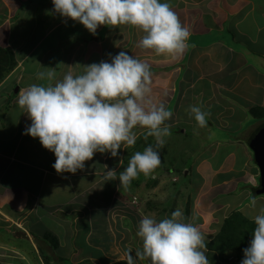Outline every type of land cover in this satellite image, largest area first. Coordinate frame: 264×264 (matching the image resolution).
<instances>
[{
    "label": "crops",
    "instance_id": "1",
    "mask_svg": "<svg viewBox=\"0 0 264 264\" xmlns=\"http://www.w3.org/2000/svg\"><path fill=\"white\" fill-rule=\"evenodd\" d=\"M217 1L216 6L209 9L207 0H167L190 33L184 52L176 57L158 56L153 50L140 48L144 33L138 27L101 25L93 35L83 24L52 14V0L18 1L11 30L3 29L0 40H7L8 48L26 42L34 48L32 56L26 58L29 63L24 72H20L19 79L8 83V73L0 81V235L8 232L4 239L0 236V252L3 248L18 249L23 258L31 253L33 262L45 264L43 252L56 261L60 257L58 254H63L56 252H65L69 247L70 258L76 262L88 259L95 264H127V253L135 250L129 247L128 251H123L112 239L115 232L120 234L110 223L115 211L114 205L110 207V199L119 193L118 187L115 193L113 185L120 182L104 178L108 170L107 153H96L92 160L85 162V168L75 174H61L52 167L56 160L54 153L44 148L39 138L23 134L31 121L18 106V98L30 85L47 83L37 79V74L47 71V67L55 68L56 79L60 80L68 72L82 74L84 67L91 63L110 62L109 53L115 55L125 51L151 65L150 99L156 104L163 103L183 124L198 125L194 116L187 117L189 111H178L183 99L187 98L186 89L197 84L202 88L209 85L210 91L216 93L201 95L203 97L194 94L195 98L189 99L188 109L196 99H201L198 101L203 104L211 103L205 107L220 111L231 98L234 113L229 118L236 116L239 120L237 131L245 129V122L258 120L251 108L264 109V75L247 63L245 54L264 56V0ZM5 2L8 1L0 2L3 11L8 10ZM219 4L223 7L218 8ZM25 56L19 55L17 65L26 61ZM15 58L17 61L16 55ZM29 76H35L34 83L28 81ZM14 87L16 95L12 96ZM251 117L253 119L249 121ZM193 133L192 141L196 136V132ZM176 134L173 133V138ZM229 134L224 140L232 142V132ZM193 155L198 157L196 153ZM104 212L105 217H102ZM193 213L196 220H202L204 214L200 213V208ZM159 215L157 220L171 214L160 212ZM67 216L72 217L73 223H69ZM45 228L55 230L52 236L56 246L47 245L49 242L45 240L36 243V235ZM99 231H103L104 236L107 232L111 237V242L106 240L107 248L104 240L97 239ZM78 237H82L80 246L77 245ZM77 246L85 251L78 252ZM143 262L148 264L147 260Z\"/></svg>",
    "mask_w": 264,
    "mask_h": 264
},
{
    "label": "clouds",
    "instance_id": "2",
    "mask_svg": "<svg viewBox=\"0 0 264 264\" xmlns=\"http://www.w3.org/2000/svg\"><path fill=\"white\" fill-rule=\"evenodd\" d=\"M52 14L65 20L83 24L93 35L101 26L130 25L144 33L139 47L153 50L156 55L176 57L186 48L190 37L188 29L170 2L162 0H52ZM109 61L91 63L82 74L66 73L56 79L55 68L37 74L46 84L34 83L24 90L18 106L30 119L25 135L39 138L42 146L53 152L56 160L52 167L57 173L75 174L85 168V162L94 155L109 153L119 156L124 145L134 146V129L146 128L154 145L135 152L128 166L117 173L105 171L106 181L119 180L127 187L140 174L151 177L162 163L160 149L165 137L171 135L166 121L173 113L163 103L151 99V65L125 51L112 55ZM55 81V83H53ZM199 127H206L209 113L200 106L189 107ZM254 135V134H253ZM260 195V194H258ZM249 219L255 224L252 239L243 249L241 264H264V206L257 210L253 198ZM177 209L169 217L157 220L145 215L137 226L136 236L142 246L126 255L127 264H210L206 255L205 234L195 223Z\"/></svg>",
    "mask_w": 264,
    "mask_h": 264
},
{
    "label": "rangeland",
    "instance_id": "3",
    "mask_svg": "<svg viewBox=\"0 0 264 264\" xmlns=\"http://www.w3.org/2000/svg\"><path fill=\"white\" fill-rule=\"evenodd\" d=\"M7 1L8 2L4 3L5 8H8L7 11H3L1 8L2 4H0V35L5 28L6 30H11L12 23L14 22L13 17L16 15V9L19 6V0ZM217 2V0H207L209 9L215 7ZM226 3L230 4L231 2L228 1ZM222 7V4L218 5V8ZM6 41L7 40H0V74H2L4 78L9 73L10 76L8 77L10 81L8 83H11L13 80L19 79L20 72H24V69L29 63V59L26 58L32 56L31 54L34 46L26 42L24 45L17 44L16 46L8 48L7 45H5ZM20 54L22 56L26 55L24 58L26 61H21L17 65ZM245 57L248 64L254 66L259 73L264 75L263 55L247 54L246 52ZM27 78L28 81L30 80L31 84L34 83L33 80L36 79L35 76H29ZM202 87H199L198 84L191 88L188 87L186 89L187 93L185 92L187 98L183 99V102H181L178 107V111L184 110L185 113L188 112L189 109L187 107L190 103L189 99L191 97L195 98L194 94L196 93H198V97H203L201 95L205 94L213 96V94L216 93L210 91L209 85H206L204 88ZM14 90L15 87L12 96L16 95ZM229 99L228 104L225 102V109L221 108L220 111H217L214 107L210 108V106H204L206 104H211L210 102L203 104V101H198L201 99L195 100V106H200L202 110L209 113L208 124L203 128L198 125L183 124L176 117L177 115H172L171 119L166 121V125L170 127L171 135L165 137L166 145L160 149L162 163L155 173L151 177H145L143 174H140V176L134 179L127 187L120 185V183L113 185L115 193L117 187L119 193L115 198L110 199V202H112L110 207L114 205L115 211L114 213L111 212L113 214V221H109H112L110 223L113 229L120 234L118 235L115 232L112 238L116 246H121L123 251H128L129 247L131 249H137L142 246V241L136 236V231L140 220L145 215L157 219V215L160 216V212L171 214L173 211L180 209L184 213V216L191 220L190 216L193 211L196 208H200V213L204 214L205 217L203 216L201 221L195 220V223H199L196 225L200 228L202 233L205 234L206 238H208L206 240V255L210 264H241L244 258L243 249L230 250L226 249V247L212 249L210 244L214 246L223 245L225 240L223 236L227 234V231L223 232L224 227H226V220L234 216L235 213L249 220L246 226L247 229L253 230L255 227L253 221L249 219V217L254 214V210L249 205L251 200L255 198L257 201V210L260 206H264V195H254L252 192V188L258 187L259 171L255 165L253 153L249 146V134H254L260 128L264 118L261 119V121L257 120L253 123L249 122L246 124L247 122H245V129L243 131H237L240 122L237 120L236 116H234V119H232V117L229 118L234 113L232 112L233 106L230 105L232 99ZM240 108H244V106H240ZM211 116L215 118L213 119ZM187 117L191 116L187 115ZM252 119L251 117L249 121ZM181 129L182 131H180ZM225 130L229 133L232 132V142L231 140H224L230 135ZM147 131L146 128L137 126L134 129L137 136V141L134 146L124 145L123 148L119 150V156L117 157H111L109 153L106 154L107 156L104 155L107 168L115 169L117 173H119L128 166V162L135 152L143 151L150 144L154 145L155 139L151 136L146 137ZM193 132H196V136L194 135L195 140L193 139L194 141L191 140V136L194 134ZM173 133H178L176 134L177 139L173 138ZM248 140L249 142L246 143ZM194 153L198 154V157L193 155ZM189 157H192V161L190 164H187L190 162L188 161L186 163ZM185 171L187 173H185ZM80 183L81 182H79V184ZM133 201L135 203H133ZM105 213L106 212L103 213L102 217H105ZM67 219L69 223H73L72 217L67 216ZM125 220H127L126 223ZM63 222H65L64 219ZM97 225H99V223H97ZM73 226V229L76 231L75 224H73ZM54 231L55 230L51 229L47 230V228L41 233L35 231L39 234L36 235V243H38V240H40V242L45 240L47 243L49 242L47 245L56 246L57 242L52 236ZM42 233H46L45 237L42 236ZM98 233L97 239L104 240V247L107 248L106 240L109 239L108 241L111 242V237H108L107 232L106 236H104L103 231H99ZM6 234H8V232H3L0 236L4 239ZM16 234L18 235V233ZM78 239L79 242L77 245L80 246L82 237H78L77 240ZM97 239L96 237L93 238L94 241ZM11 241H13L12 238ZM79 246H77V250L78 252H82L84 249H81ZM13 248L17 247L14 246ZM67 249L68 250L65 252H56V250H54L56 253H63L57 256H60L59 258L63 260L61 264H95V262L88 259H82V261L79 262L74 261L72 256V258H70V248L67 247ZM1 251L3 252H0V264H6L5 262L8 264H36V261L33 262V255H31V253H29V257L25 259L18 249H10L9 247V249L3 248ZM67 252L69 254H66ZM2 254L9 257H3ZM46 255L51 258L49 254ZM133 255H135V253H133ZM102 256L103 254H101V257ZM38 261L40 262V260ZM49 261L54 262L55 260L51 258ZM140 264H144V262L142 261Z\"/></svg>",
    "mask_w": 264,
    "mask_h": 264
},
{
    "label": "trees",
    "instance_id": "4",
    "mask_svg": "<svg viewBox=\"0 0 264 264\" xmlns=\"http://www.w3.org/2000/svg\"><path fill=\"white\" fill-rule=\"evenodd\" d=\"M5 74V72H4ZM3 75L0 74V81L2 80ZM251 113L255 116V118H257L259 121H261V119L264 118V109H260V108H252L251 109ZM262 125L264 126V121H262ZM260 126V127H261ZM255 132V131H254ZM233 135V134H232ZM253 134L250 135V137H252ZM249 137V139L251 140V138ZM249 140L246 142L248 143ZM194 157V156H193ZM188 161H190L189 163H187ZM192 161V157H189L186 160L187 164H190ZM252 192L254 193V195H258L257 193V188H252ZM249 223V220L242 218V216L238 213H235L234 216L228 218L226 220V227H224L223 232L227 231V234L225 236H223L224 242L223 245L221 246H214L213 244H210L212 249H217L220 247H223L226 249H230V250H240V249H244L245 247H247L250 243V240L252 239V231L251 229H247V224ZM246 224V225H245ZM49 259H51L49 256L47 257L46 253L43 252V260L45 264H61L62 263V259L61 258H57L56 261H49Z\"/></svg>",
    "mask_w": 264,
    "mask_h": 264
},
{
    "label": "water",
    "instance_id": "5",
    "mask_svg": "<svg viewBox=\"0 0 264 264\" xmlns=\"http://www.w3.org/2000/svg\"><path fill=\"white\" fill-rule=\"evenodd\" d=\"M254 162L259 171L257 193L264 195V126L260 127L252 136L249 143Z\"/></svg>",
    "mask_w": 264,
    "mask_h": 264
}]
</instances>
